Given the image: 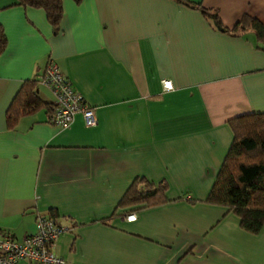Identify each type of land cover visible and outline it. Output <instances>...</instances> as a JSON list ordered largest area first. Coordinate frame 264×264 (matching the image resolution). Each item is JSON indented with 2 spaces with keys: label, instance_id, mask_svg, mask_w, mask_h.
Here are the masks:
<instances>
[{
  "label": "crops",
  "instance_id": "0c3cea01",
  "mask_svg": "<svg viewBox=\"0 0 264 264\" xmlns=\"http://www.w3.org/2000/svg\"><path fill=\"white\" fill-rule=\"evenodd\" d=\"M188 1L216 9L225 27L244 14L264 26V0ZM62 9L53 33L41 9L0 0V230L20 239L52 210L64 264H264V223L250 234L201 202L231 141L227 119L264 111V44L177 0H62ZM47 58L94 108L93 126L76 113L55 127L41 109L5 127L14 94ZM135 177L164 181L169 201L106 220Z\"/></svg>",
  "mask_w": 264,
  "mask_h": 264
},
{
  "label": "trees",
  "instance_id": "16d2710c",
  "mask_svg": "<svg viewBox=\"0 0 264 264\" xmlns=\"http://www.w3.org/2000/svg\"><path fill=\"white\" fill-rule=\"evenodd\" d=\"M177 1L198 9L216 28L230 35L251 33L256 43L264 44V26L254 17L244 14L231 27H225L216 9L205 8L188 0ZM15 3L41 9L52 32L58 31L63 12L62 0H15ZM5 44V34L0 25V54ZM38 85V76L22 81L4 114L7 129H12L19 118L41 109L46 116L49 114L52 102L40 98ZM226 122L231 130V141L214 181L201 202L225 207L238 218L243 231L255 234L264 223V111L239 114ZM165 189L164 181L153 183L144 177L133 178L106 220L115 216L117 209L153 207L169 201L165 197ZM187 201L195 202L192 198ZM46 215L55 216L52 210Z\"/></svg>",
  "mask_w": 264,
  "mask_h": 264
},
{
  "label": "built area",
  "instance_id": "2783aa9c",
  "mask_svg": "<svg viewBox=\"0 0 264 264\" xmlns=\"http://www.w3.org/2000/svg\"><path fill=\"white\" fill-rule=\"evenodd\" d=\"M39 84L46 87L52 97L51 111L47 122L55 127H65L71 123L76 113H80L86 127L96 123L94 108L88 106L81 96L73 90L63 77L57 64L50 58L38 75ZM164 90L171 89L168 79H161ZM134 213L125 215L126 221H132ZM35 230L17 239L12 234L0 230V264H64L65 259L53 251V243L62 231L54 217L36 213Z\"/></svg>",
  "mask_w": 264,
  "mask_h": 264
}]
</instances>
